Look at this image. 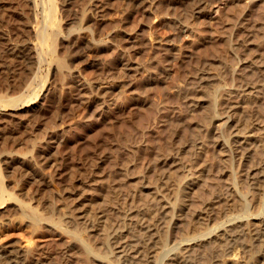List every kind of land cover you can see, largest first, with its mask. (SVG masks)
<instances>
[{"label":"rangeland","instance_id":"1","mask_svg":"<svg viewBox=\"0 0 264 264\" xmlns=\"http://www.w3.org/2000/svg\"><path fill=\"white\" fill-rule=\"evenodd\" d=\"M42 1L0 0V47L34 56L0 68L25 96L0 106V264H264L207 233L264 218V0Z\"/></svg>","mask_w":264,"mask_h":264},{"label":"bare ground","instance_id":"2","mask_svg":"<svg viewBox=\"0 0 264 264\" xmlns=\"http://www.w3.org/2000/svg\"><path fill=\"white\" fill-rule=\"evenodd\" d=\"M30 1H33L34 2V4H35V6L37 7L39 4H40V2H39V0H30ZM221 1V0H220ZM32 2V3H33ZM43 2L44 1H42L41 0V3H42V5H43ZM144 2V0H129V3H130V5L131 6H138V5H141L142 3ZM23 3V2H22ZM44 4H45V2H44ZM9 5V4H8ZM44 7V10L43 11H45V8H46V5H43ZM7 7V6H6ZM54 10L56 9V8H53ZM47 10V9H46ZM27 12V11H26ZM48 11H46V17L48 16V15H50L51 16V14H50V12H48ZM55 13V12H54ZM48 14V15H47ZM4 15V14H3ZM29 16V15H28ZM45 16V15H44ZM49 16V17H50ZM26 17V16H25ZM46 17H44V18H46ZM27 18V17H26ZM29 18V17H28ZM27 18V19H28ZM48 18H46L45 19V21L47 20ZM44 21V22H45ZM21 22H23V20H22V17H20V16H18V15H13V14H8V15H5V16H2L1 14H0V26H5V25H8L9 24V27H10V24H11V28H12V30L15 28V26H17L18 24L20 25V24H22ZM43 23V22H42ZM48 22H46V24H47ZM46 24H44V28H43V30L46 28L45 26H46ZM48 25V24H47ZM3 26V27H4ZM13 26V27H12ZM43 26V25H42ZM8 27V26H7ZM18 27V26H17ZM50 27V26H49ZM10 28V29H11ZM21 28V27H20ZM9 29V28H8ZM9 29V30H10ZM18 29V28H17ZM22 29H23V27H22ZM22 31V30H21ZM11 32H13V31H11ZM15 32V31H14ZM20 32V31H19ZM42 32H44V31H42ZM2 35V37H3V33L1 34ZM21 36H22V34H21ZM1 37V36H0ZM20 38V37H19ZM6 39V38H5ZM3 40V39H2ZM1 40V41H2ZM0 43H3V42H0ZM7 46V45H6ZM2 47V46H1ZM0 47V68H4L3 70L2 69H0V70H2L3 71V73H4V77L5 78H7V75H8V73L10 72V70H11V68H13L12 70H14L15 69V67L17 66V65H25V64H27L28 62H29V60L31 59V55H32V53H31V55H30V52H29V50L31 49V48H29L27 45H20V46H17V45H12V46H8L9 48H7V47H3V49ZM42 48V47H41ZM42 50V49H41ZM45 50V49H44ZM46 51V50H45ZM38 54H40L39 52H38ZM44 55V54H43ZM38 56V55H37ZM32 58H34V56L32 57ZM39 58V57H38ZM37 58V59H38ZM39 60V59H38ZM42 60H43V58H42ZM12 61V62H11ZM31 61V60H30ZM114 63H116V62H114ZM21 66V67H22ZM26 66V65H25ZM2 75V74H1ZM21 75V74H20ZM2 79V81L4 80H6V79ZM18 78V77H17ZM16 78V79H17ZM20 78V77H19ZM25 78V77H24ZM8 80V79H7ZM3 81V82H4ZM18 83V82H17ZM251 83H253V82H251ZM21 84V83H20ZM249 84V83H248ZM7 85V84H6ZM8 86V85H7ZM18 87H20L19 85H17ZM11 87V86H10ZM14 87H16V86H14ZM4 89V88H3ZM12 89V88H11ZM14 90V89H13ZM18 90V89H17ZM36 92V91H35ZM11 93V92H10ZM7 94H8V92H7ZM38 94V93H37ZM37 94H35V95H37ZM20 97V96H19ZM19 97H17L16 95H11V96H8V95H3L2 97H1V95H0V106H7V105H10V106H17V105H19L21 102H23L22 100L24 99V97L23 98H19ZM32 97V96H31ZM24 101H26V100H24ZM24 103V102H23ZM256 120V119H255ZM229 127V126H228ZM8 136V135H7ZM26 141H28V140H26ZM32 141V140H31ZM29 143V142H28ZM31 143V148H24L25 149V151H24V155H25V153H28V152H32L33 150L35 151V152H38L37 151V149H34L35 148V141L32 143V142H30ZM24 144V143H23ZM22 146V145H21ZM23 147V146H22ZM241 147V146H240ZM20 148V147H19ZM23 149V150H24ZM22 151V150H21ZM23 153V152H22ZM30 154H32V153H30ZM41 154L42 153H40V151H39V155H37L36 153H35V155H37V156H41ZM35 155H33V157L35 156ZM43 155V154H42ZM32 156V155H31ZM37 156H35V157H37ZM47 156V155H46ZM42 157H45V155H43ZM10 158V157H9ZM36 159V158H35ZM7 160V159H6ZM11 160V159H10ZM12 160H14V161H11V163H12V165H14V163L16 162V161H18V162H20V166L22 167V166H24V165H26L27 164V161L26 160H22V159H17V158H12ZM32 160V159H31ZM10 163V164H11ZM30 163V162H29ZM32 163V162H31ZM168 163V162H167ZM171 164H173V163H171ZM19 165V164H18ZM28 165V164H27ZM32 165V164H31ZM36 167V166H35ZM23 168V167H22ZM21 168V169H22ZM29 168V167H28ZM34 168V167H33ZM13 169V168H12ZM15 169V168H14ZM17 169V168H16ZM16 169L14 170V171H16ZM19 169V168H18ZM18 171V170H17ZM35 171V170H34ZM32 175L34 176V177H36V176H38V173H36V171L35 172H32ZM34 179V178H33ZM29 184V183H28ZM4 187L2 186V183L0 182V204L2 205V203L3 202H5V198L3 197V195H4ZM162 205V204H161ZM163 206V205H162ZM162 206H160V207H162ZM210 206V205H209ZM157 207V206H156ZM208 207H206V209H207ZM211 208V207H210ZM207 211H208V209H207ZM212 211V210H211ZM213 212V211H212ZM211 213V212H210ZM154 214H155V211H154ZM159 216V215H158ZM210 216V215H209ZM226 216V215H225ZM153 217V216H152ZM262 217H263V215L261 214V213H259V223L257 222V224L255 223L254 225H252L251 226V224H249L248 225V222H247V225L249 226V227H247L246 226V224L244 223V225H243V222L245 221V219H242L241 217H239V218H229V217H226L225 219H223V220H221L219 223H218V225H215V226H213L207 233H210V234H212V233H214V231L216 230V229H221L222 230V233H223V235H224V233H226V236H224L223 237V239H225L226 241H227V243L226 244H228L227 246L230 248H232L233 249V247H234V242L236 241V238L238 237V236H241V235H243V233H249V234H251V237H252V241L254 242V245L257 247V249H258V251H260L259 253H261L262 255H264V222H262V220L264 219H262ZM149 218H150V216H149ZM161 218V217H160ZM160 218H159V220H160ZM245 218V217H244ZM33 219V218H32ZM37 219V218H36ZM155 220V219H154ZM246 222V221H245ZM145 223H147V222H145ZM153 223V222H152ZM158 223V222H157ZM156 223V224H157ZM37 224H38V222H37ZM155 224V225H156ZM33 226H36V224L34 225V224H32ZM149 225V224H148ZM36 227H38V226H36ZM149 227V226H148ZM146 228V227H145ZM33 229V228H32ZM37 229V228H36ZM123 229V228H122ZM147 229V228H146ZM119 230V229H118ZM113 233V232H112ZM111 233V243H113V244H116L117 242V238L119 237V234H117V233H113L112 234ZM119 233V232H118ZM151 234V233H150ZM209 234V235H210ZM143 235H148V238H150V235L149 234H143ZM137 238V237H136ZM140 238V237H139ZM147 238V237H146ZM239 238V237H238ZM122 239V238H121ZM131 239V238H130ZM109 240H110V237H109ZM134 240V239H133ZM148 240V239H147ZM149 240H151V239H149ZM119 241V240H118ZM136 242V241H135ZM151 242V241H150ZM146 243H149V242H146ZM199 243V242H198ZM133 244V243H132ZM140 244V243H139ZM152 244V243H151ZM183 244H190V243H183ZM134 245V244H133ZM181 246H182V244H180ZM198 245V244H197ZM116 246L117 247H119V246H121V245H117L116 244ZM143 246V245H142ZM178 246V248H179V244L177 245ZM113 247H115V246H113ZM128 247V246H127ZM170 247H172V246H170ZM175 246H173L172 247V250H178V248H174ZM186 247V246H185ZM123 248V247H122ZM149 248V247H148ZM227 248V247H226ZM180 249V248H179ZM183 249V248H182ZM193 249V248H192ZM120 250H122V249H120ZM124 250V249H123ZM127 250V249H126ZM130 250H132V249H130ZM148 250H150V249H148ZM168 251V253H167V255L166 256H168V258H169V255L170 254H174L175 253V251H171L170 250V248L169 249H167ZM169 250H170V252H169ZM184 250H186V249H184ZM183 250V251H184ZM6 251H9L8 250V248L6 249ZM134 252H137V253H139V249H137V247L136 248H134V250H133ZM143 251V250H142ZM146 251V250H145ZM130 252H132V251H130ZM25 253V252H24ZM148 253V252H147ZM179 253V252H178ZM180 253H181V250H180ZM195 253V252H194ZM9 254H10V252H9ZM129 254V253H128ZM198 254V253H197ZM260 254V255H261ZM20 255V254H19ZM127 255V254H126ZM133 255H134V253H133ZM132 255V256H133ZM150 255V254H149ZM164 255V256H165ZM256 255V254H255ZM9 256V255H8ZM147 256V255H146ZM176 256H177V254H176ZM186 258H187V256L188 255H184ZM4 257V256H3ZM128 257V256H127ZM131 257V256H130ZM179 257V256H178ZM177 257V258H178ZM185 257L184 258H182L183 260H185V264H198V263H196V262H191L192 261V259L191 260H189V258H187V259H185ZM256 257V256H255ZM6 258V257H5ZM134 258H136V256L134 257ZM171 258V257H170ZM181 258V257H180ZM21 259V258H20ZM37 259V258H36ZM135 260V259H134ZM180 260V259H179ZM182 260V261H183ZM195 260H198V259H195ZM200 260V259H199ZM140 261V260H139ZM135 262V261H134ZM3 264V263H2ZM21 264H48L47 262H42V261H38V260H35V259H29V260H26V261H24L23 260V262H21ZM127 264H128V261H127Z\"/></svg>","mask_w":264,"mask_h":264}]
</instances>
